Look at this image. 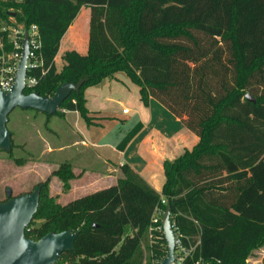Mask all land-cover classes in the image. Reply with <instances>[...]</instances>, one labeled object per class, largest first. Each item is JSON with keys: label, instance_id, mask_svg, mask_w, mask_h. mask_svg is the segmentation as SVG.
I'll use <instances>...</instances> for the list:
<instances>
[{"label": "trees", "instance_id": "trees-1", "mask_svg": "<svg viewBox=\"0 0 264 264\" xmlns=\"http://www.w3.org/2000/svg\"><path fill=\"white\" fill-rule=\"evenodd\" d=\"M83 7L90 9L86 53L79 41L60 68L61 42ZM15 22L36 25L42 43L43 66L29 74L37 84L27 94L52 97L58 86L85 79L56 115L75 111L88 125L106 119L89 112L85 91L125 73L145 104L156 99L200 138L165 161L162 193L124 165L116 185L61 204L50 194L51 177L64 192L76 178L62 162L39 183V208L26 229L34 241L79 232L74 250L55 264L161 263L168 202L175 234L195 246L185 264H247L264 247V0L0 1L3 43L1 28ZM10 132L13 150L0 154L25 165L27 158L13 155L24 145Z\"/></svg>", "mask_w": 264, "mask_h": 264}, {"label": "crops", "instance_id": "crops-1", "mask_svg": "<svg viewBox=\"0 0 264 264\" xmlns=\"http://www.w3.org/2000/svg\"><path fill=\"white\" fill-rule=\"evenodd\" d=\"M76 20L63 38L55 59L60 68L71 60L79 41L84 44L83 53L86 51L88 37L76 26ZM140 91L125 73H118L85 91L89 112L106 119L99 117L88 125L78 112L66 111L63 116L57 115L63 123L52 120L51 136L53 140H61L62 144L47 140L48 159L38 166L52 168L56 156L64 154L65 161L62 162L71 163L76 175L64 198L73 192L81 197L116 185L124 165L162 193L166 180L165 161H174L198 144L200 138L180 118L154 98L145 104ZM124 109H128L127 114L123 113ZM67 199V202L73 200Z\"/></svg>", "mask_w": 264, "mask_h": 264}, {"label": "water", "instance_id": "water-1", "mask_svg": "<svg viewBox=\"0 0 264 264\" xmlns=\"http://www.w3.org/2000/svg\"><path fill=\"white\" fill-rule=\"evenodd\" d=\"M28 55V33L25 32L22 56L12 90L4 92L0 89V152L11 153L13 150L14 143L8 123L10 114L16 108L32 109L49 116L56 115L64 101L73 92H79L85 82V79H81L78 83H64L57 87L52 97L41 96L37 92L27 94ZM246 98L255 102L250 95ZM42 187L43 185L39 184L32 192L13 197L9 191L10 198L0 200V264H55L61 254L74 250L78 231L51 232L38 241L27 237L26 229L38 211ZM171 214V206L168 202L161 221L168 252L161 264H173L175 261V232Z\"/></svg>", "mask_w": 264, "mask_h": 264}, {"label": "rangeland", "instance_id": "rangeland-1", "mask_svg": "<svg viewBox=\"0 0 264 264\" xmlns=\"http://www.w3.org/2000/svg\"><path fill=\"white\" fill-rule=\"evenodd\" d=\"M89 15V7H83L76 20V26L85 32L86 38L88 37ZM56 71L57 70H54L55 73ZM9 119L8 129L14 133V142L24 145L25 148L23 150L15 148L13 155L15 157L27 158V163L18 166L12 159L7 157L5 153L0 154V200L2 201L7 199V191L11 192L12 197L34 191L39 183H43L52 174L54 168H58L60 164H62V161H65L64 154L60 153L56 156V162L54 161L55 164H53L54 166L52 168H41V166H38L41 162L48 159L46 157L49 155L45 152L47 140L50 142L55 141L58 145L62 144V141L59 139L57 140L55 138L53 140L49 129L53 121L63 123L61 118L57 115L49 117L44 113L32 109L24 110L16 108L10 114ZM66 193L67 192H64L62 189V183L59 179L52 176L50 194L56 197L57 202L65 204L68 201L67 197L76 199L78 195H80L73 192L72 194L66 195L64 198V194ZM162 216L163 214L160 217L161 221ZM40 223L41 221L38 220L37 225H40ZM161 248L163 250L165 249L167 253V242L166 244H162ZM262 249L263 250L260 249L258 251L259 253H254L249 262L247 261V264H264V247ZM155 263L153 261V264Z\"/></svg>", "mask_w": 264, "mask_h": 264}, {"label": "built area", "instance_id": "built-area-1", "mask_svg": "<svg viewBox=\"0 0 264 264\" xmlns=\"http://www.w3.org/2000/svg\"><path fill=\"white\" fill-rule=\"evenodd\" d=\"M3 1V0H0ZM1 32L7 33V44L1 41L0 37V89L4 92H10L16 80V72L20 58L22 56V47L25 32L28 33L29 55L27 62L26 89H32L37 80L33 76H29L39 66H43L40 50L42 43L39 35V29L36 25L28 28L19 23L9 26H3ZM10 51L7 52V46ZM124 114L128 113V109L123 110ZM165 203V201H163ZM175 261L173 264H185L187 258L193 253L195 246H185L182 243V237L175 234ZM161 264V263H155ZM194 264H200L195 262Z\"/></svg>", "mask_w": 264, "mask_h": 264}, {"label": "flooded vegetation", "instance_id": "flooded-vegetation-1", "mask_svg": "<svg viewBox=\"0 0 264 264\" xmlns=\"http://www.w3.org/2000/svg\"><path fill=\"white\" fill-rule=\"evenodd\" d=\"M7 194H8V191H7Z\"/></svg>", "mask_w": 264, "mask_h": 264}]
</instances>
